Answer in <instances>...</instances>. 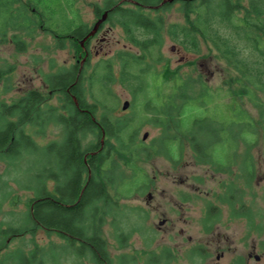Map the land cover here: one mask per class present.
Masks as SVG:
<instances>
[{"label":"trees","instance_id":"1","mask_svg":"<svg viewBox=\"0 0 264 264\" xmlns=\"http://www.w3.org/2000/svg\"><path fill=\"white\" fill-rule=\"evenodd\" d=\"M120 1L124 3L119 6L117 3ZM161 1L105 0L107 6L116 7L109 13L107 22L115 21L142 55L139 57L128 52L119 53L116 64L107 61L97 68L99 73L97 69L94 73V76L98 74L96 80L104 83L105 79L102 82L101 75L102 71L105 72L107 81L111 83L114 79L110 77L116 70L119 77L115 80H119L122 85L138 81L139 91L154 79H174L171 93L165 100L158 98V89L155 92L157 95L146 102L145 108L147 111L151 108L152 116L141 119V125L154 123L155 127L162 130L161 137L153 144H146L138 138L137 132L141 125L132 129L133 118L112 116V110L107 109L106 103L95 94L96 82L91 79L87 91L83 88L86 72L79 73L78 65L45 75L44 82L48 90L61 95L63 106H44L43 127L46 129L49 123L61 127L63 140L59 143L61 151L54 159L51 153L58 143L52 141L46 147L50 152L47 151L46 156H50V161L53 160L45 167L49 173L46 181L51 180L53 186L51 190L44 187L35 199L30 200V204L27 201L29 216L34 225L47 232L59 230L64 237L77 240L95 264L112 263L99 231L103 217L116 211L115 201H119L121 197L127 199L136 191L143 190L140 183L145 179L142 180L136 173L138 162L162 155L176 164L183 155L182 145L186 141L195 163L208 166L215 173L235 177L233 183L226 184L219 199L239 214L238 211L246 207L236 203L244 202L245 198L241 196L246 194L256 175L254 149L260 142L264 148V103L258 97L260 94L264 95V0L173 2L180 3L179 10L185 16V23L172 25L168 32L185 50L198 52L200 43H203L217 54L218 59L224 61L227 68L236 74L229 81V85L236 86V96L247 98L259 109L258 126L235 103L229 106L228 117L215 107L213 110L216 114L212 115V121H208L206 116H209L213 95L204 83L201 84V77L179 79L176 73L169 75L167 67L158 75L146 64L149 59L147 57L155 56L157 59L164 21L159 15L146 14L144 8L157 7ZM13 3L14 0H0V24L3 28L0 31L3 39L0 41H6L4 36L7 28L18 32L11 37L10 42L21 52L25 49L22 33L33 34L36 25H39L37 19L42 16L51 22L55 15V20L58 18V23L64 24V30H51L48 25L44 31L54 34L57 49H64L66 40H69L76 54L80 51L78 39L86 31L85 25L71 16L72 0H27L28 4H32H29L30 9L33 10L34 7L35 10L27 18L26 9L13 8ZM171 8L172 4L166 3L161 10ZM37 10H40L38 13L41 16L36 13ZM75 23L76 30L73 29ZM137 31L142 32L147 39L136 40L133 35ZM143 58L146 68H143L141 62ZM87 65L86 63V67ZM117 65L118 69H115ZM2 73L0 71V77ZM145 75L151 77L145 79ZM89 89L92 104L84 100ZM107 95L110 97V90ZM27 98L25 105H19L14 110L5 103H0V161L13 167L26 147L30 152L34 151L32 137L26 138L19 126L28 118L32 127H38L40 99L35 92L28 94ZM154 98L156 101H152ZM46 100L44 97V101ZM100 109L102 114L98 117ZM172 130L175 132L172 133ZM87 135L95 137V141L84 148L81 142ZM55 161H58L60 167L53 166ZM121 167L129 170L131 175H127L124 168L121 171ZM40 177L39 173L36 174L38 182ZM0 184L4 188L5 183L1 181ZM39 187L40 184H36L35 191ZM45 206L48 209L54 208L56 216L52 220L46 221L40 216V210ZM61 209L64 212L62 215ZM247 210L253 218L252 206L247 207ZM75 215L82 218L73 220ZM61 217L68 218V223L62 224ZM64 225H68L70 229ZM72 225L84 228L85 232L74 233ZM28 230L33 234V230Z\"/></svg>","mask_w":264,"mask_h":264},{"label":"rangeland","instance_id":"2","mask_svg":"<svg viewBox=\"0 0 264 264\" xmlns=\"http://www.w3.org/2000/svg\"><path fill=\"white\" fill-rule=\"evenodd\" d=\"M13 4V8L26 9V18L29 17L30 12L31 15L35 13L34 7V12H32L30 7L32 4L29 3V5L27 0H14ZM71 4V16L77 17V21L86 27H92L96 22L95 7H101L105 4V0H72ZM179 4L172 3L171 9H163L159 12L145 11L146 14H151L150 16L159 15L164 21L157 59L155 56H153L154 59L147 57L150 60L148 59L146 64L158 75L162 74L167 67L168 74L176 73L179 79L184 80L188 77L199 79L201 77V84L204 83L213 95V102L209 106V116H206L208 121H212L210 120L213 119L212 115L216 114L213 110L215 107L228 117L230 115L229 106L235 103L246 112L251 122L258 126L259 109L254 107L247 98L236 96V86L229 85V81L236 77V74L227 68L224 61L218 59L217 54L203 43H200L198 52H192L185 50L169 35L168 32L172 25L185 23V16L180 13ZM39 11L37 10L36 13L39 14ZM53 16L56 18L55 15ZM55 18L48 22L41 16L37 19L39 25H36L33 34L27 35L23 32L22 40L25 43V49L21 52H18L10 42V38L18 32L10 28L6 29L4 36L6 41H0V71L3 72L0 77V103L10 104L24 96L27 91H39L43 92L47 99L44 101V106H63L61 95L48 93L44 82L45 75L68 69L74 65L76 57L74 58L73 55L77 56L80 51L76 54L69 40H66L64 49H57L54 34L44 31L45 26L48 25L51 30L56 28V31L64 30V24L58 23V18L56 20ZM108 29L110 31L106 33ZM2 30L0 24V31ZM102 33L103 35H100L98 40L92 42V48L93 46L96 48L92 49L90 65L82 70L86 72L83 88L87 91L91 79L96 82L95 94L97 98L100 96L101 101L106 103L107 109L112 110V116L123 119L133 118L131 128L137 129L141 125V119L152 116L151 108L148 111L145 108L146 102L157 95L155 92L158 89L160 90L158 98L165 100L171 93L174 79L170 77L160 81L154 79L139 91L138 81L122 85L119 80H115L119 77L115 70L113 76L110 77L114 79L113 82H108L107 74L102 71V82L104 79L105 81L99 83L96 80L98 74L94 76L96 69L107 61L116 64V56L119 53L128 52L139 57L142 55L139 48L133 46L130 38L115 21L107 22ZM133 37L140 41L147 39L140 31L135 32ZM2 39L0 34V40ZM82 58L80 55V60ZM141 62L143 68H146L144 58ZM116 68L118 69V65L115 66ZM150 77L144 76L145 79ZM108 90H110V97L107 95ZM258 97L264 103V95L260 94ZM91 98L89 89L84 100L92 104ZM152 101H156L155 98ZM125 102H128V108L122 110ZM62 112L67 114L66 111ZM101 114L100 109L97 116ZM27 133L25 137H32L31 140L35 144L34 151L30 152L26 147L14 167L0 161V179L2 183H5L4 188L3 184H0V228L6 229L9 226L19 228L21 225L25 229L38 227L34 225L29 216L28 202L30 204V200L35 199L44 187L51 190L53 186L51 180L46 181L49 173L45 167L49 165V162H53V160L50 161V156H46L49 152L46 147L50 142L56 141L58 144L53 148L51 156L54 159L55 155L59 154L61 151L59 143L63 140L61 127L49 123L46 129L43 126L41 129L29 127ZM145 134L147 138L144 141ZM137 135L142 142L153 144L161 137L162 130L155 127L154 123H144ZM93 141L95 137L87 135L82 138L81 143L84 148H87L88 144ZM182 147L183 155L176 164L162 155L149 161L138 162L136 173L142 180L145 179L140 183L143 190L136 191L127 199L121 197L119 201H115L116 211L103 217L104 221L102 225L100 224L99 231L101 238L105 241L108 256L112 259L111 264H119L121 259L123 264H143L150 253L160 255L159 252L166 250H170L178 262H184L183 258L192 255L190 252L186 254L187 251L195 245L209 244L212 251H215L214 248L219 244L215 236L218 235L220 228L233 240L232 245L238 244L237 241L242 236V226L245 222L228 220L231 212L219 199L226 184L233 183L235 177L215 173L208 166L198 165L186 141ZM263 151L264 148L260 142L254 149L257 168L255 179L244 198L253 208L252 221L261 225L264 231ZM53 166L60 167L58 161H55ZM123 168L121 167L120 170L122 171ZM124 172L131 175V172L125 168ZM38 173L41 175L39 182L36 179ZM36 184H40V187L35 191ZM209 208H214L213 210L217 211L220 216V227L215 226L213 233L206 235L202 232L201 218L203 210ZM62 213L64 214L61 209V215ZM40 216L49 221L56 216V212L54 208L48 209L45 206L41 208ZM80 218L82 217L78 215L72 217L73 220ZM162 221L165 223L160 225ZM61 223L67 224L68 218L61 217ZM64 226L68 227V225ZM71 228L74 233L83 234L85 232L84 228L80 229L78 226L72 225ZM216 228L219 229L216 230ZM121 234L123 237H120ZM10 241V248L6 252L9 256L7 264H95L90 254L77 240H70L62 234L59 237L55 231L47 232L44 229H38L35 234L29 232V235H25L22 239L11 238ZM220 245L221 248L231 246L229 243ZM17 250L27 251V257L21 259Z\"/></svg>","mask_w":264,"mask_h":264},{"label":"flooded vegetation","instance_id":"3","mask_svg":"<svg viewBox=\"0 0 264 264\" xmlns=\"http://www.w3.org/2000/svg\"><path fill=\"white\" fill-rule=\"evenodd\" d=\"M121 3H124V1H120L117 3V5H122ZM132 4V3H131ZM130 4V6H132ZM108 5V4H107ZM106 4H103L101 7L97 6L95 7L94 14L96 16V22L93 24L92 27L88 26L84 28L86 31L85 35L82 38L78 39V44L80 46V54L73 55L74 58L76 57V63L75 65H78L79 73L83 70V68L86 67V63L90 65V58L92 56V49L94 50L96 46H93L92 48V42L96 41V39L103 35V28L105 24L107 23L109 13L116 7H109ZM162 6L157 7H149L144 8V11L149 10H157L158 12L161 10ZM34 12V10H32ZM107 14V17L103 23H101L98 27L96 32L89 36L90 33L93 32V28L95 24L102 18L104 14ZM74 17V16H73ZM75 20H77V17H74ZM76 23L73 26V29L76 30ZM110 31L109 29L106 31V33ZM11 40V38H10ZM98 40V39H97ZM102 41V40H100ZM97 53V52H95ZM80 55L83 57L80 60ZM87 65V66H88ZM45 87L48 89L47 85L45 84ZM35 92L37 96L40 99V104L38 105V110L40 113L39 121H38V127L37 129H41L43 126V114H44V93L39 91H27L24 96H21L20 98L16 99L10 104H6L8 108L11 110L19 108V105L23 106L27 103V95L30 93ZM48 93L53 95L51 91L48 90ZM26 106H24L25 108ZM27 108V107H26ZM28 110V109H27ZM28 118L24 119L23 125L19 126V129L22 130V134L24 136H27L25 134H28L29 127L33 128L29 122ZM58 180H60V177H58ZM241 196V195H240ZM247 195L244 194L241 197H246ZM226 206L227 204L224 203ZM238 206H245L246 208H242L238 211L239 214H237V211L230 210L231 215L228 216V220H242L245 222V224L242 226V236L238 240L237 245H232L233 240L230 238L228 234H225L221 231V228L218 232V235L215 236L216 239H218L219 244L214 248L215 251H212V248L209 246V244H203V245H195L190 248V250L187 251L186 254L189 252L192 255H187L185 258H183L184 262H178L177 258L173 255V253L170 250L161 251L158 254L150 253V256L146 258V262H143V264H264V240H262V237L264 236V231L261 225H257L254 221H252V216L247 210V207L251 206L250 203L246 202L244 199L243 203H236ZM212 209H204L202 213L201 218V226H202V232L206 235H209L213 233L215 226L220 227L219 224V215L217 211ZM32 231L33 234L38 229H43L40 227L35 228H29ZM219 228H216L218 230ZM57 232L58 236L60 237V234H63L59 230H55ZM29 235V230L25 229L23 225H21L19 228H0V264H7L9 261L7 257L8 254L6 253L7 250L10 248V239H22L25 235ZM260 235V236H258ZM68 237V236H67ZM253 238H255L253 240ZM260 238V239H259ZM236 240V239H235ZM236 242V241H235ZM221 243L231 245L229 247H223L221 248ZM18 254H20L21 259H25L27 257V251L24 250H17ZM141 258V257H139ZM120 264H123L122 259L119 261ZM142 264V263H141Z\"/></svg>","mask_w":264,"mask_h":264},{"label":"water","instance_id":"4","mask_svg":"<svg viewBox=\"0 0 264 264\" xmlns=\"http://www.w3.org/2000/svg\"><path fill=\"white\" fill-rule=\"evenodd\" d=\"M175 1H187V0H162L161 5H164V4H166V3L171 4V3L175 2ZM106 17H107V14L105 13V14L102 16V18H101V19L95 24V26H94V28H93V32L90 33L89 36H92V35L96 32L97 27H98L101 23H103V22L105 21ZM127 108H128V102H125V103L123 104V106H122V110H126ZM146 138H147V134H145V135L143 136V140L145 141ZM149 198H150V196H149ZM164 223H165V221H162V222H160V225H163Z\"/></svg>","mask_w":264,"mask_h":264}]
</instances>
